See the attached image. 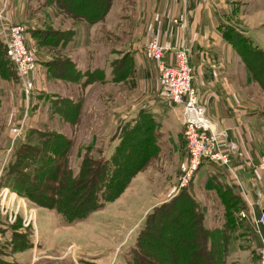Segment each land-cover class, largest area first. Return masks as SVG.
Listing matches in <instances>:
<instances>
[{
	"label": "rangeland",
	"instance_id": "obj_1",
	"mask_svg": "<svg viewBox=\"0 0 264 264\" xmlns=\"http://www.w3.org/2000/svg\"><path fill=\"white\" fill-rule=\"evenodd\" d=\"M51 3L50 0H28L23 18L14 23L26 31V44L36 59V69L29 99L16 70L0 80L1 182L13 159L15 142L24 140L31 130L67 137L72 142L70 165L76 173L88 155L108 158L120 142L118 136L124 125L136 119L140 111H148L149 104L144 102L150 97L148 90H157L160 78L156 68L153 69L154 85L147 88V84L139 82L137 59L132 53L138 39L136 0H112L105 18L94 25L67 17ZM238 14L240 23L242 14ZM37 30L43 34L39 39L33 35ZM257 36V32H251L253 45L264 49V39ZM128 54L133 60L134 73L121 75L115 81V72L120 74L121 68L126 67L124 58ZM75 72L80 74V80L67 78ZM247 82L244 95L260 116L262 125L264 71L254 70ZM143 105L147 107L139 111ZM158 124L155 134L159 153L118 200L86 220L64 225L55 212L38 207L26 198L37 210V237L34 238L32 230L30 233L37 241L35 248L41 250L40 254L63 255L68 251L69 260L76 257L80 264H125L131 259L137 236L156 208L149 209L155 203V192L165 193L157 207L172 200L185 165L177 163L169 152L162 125ZM258 127L261 129L260 124ZM263 134L261 131L260 136ZM206 221L210 229H215L221 228L226 219L206 216ZM250 233L241 228L240 248L230 254L227 264H258L257 248L248 238Z\"/></svg>",
	"mask_w": 264,
	"mask_h": 264
},
{
	"label": "crops",
	"instance_id": "obj_2",
	"mask_svg": "<svg viewBox=\"0 0 264 264\" xmlns=\"http://www.w3.org/2000/svg\"><path fill=\"white\" fill-rule=\"evenodd\" d=\"M2 3H7L6 19L13 24L23 18L28 8V0H2ZM135 8L138 39L132 53L137 59L139 82L147 84V88L154 85V68L160 78L157 90H148L151 100L144 101L148 107L143 105L138 110L148 108L162 125L169 152L177 163L186 164L188 151L183 108L170 101L156 64L145 56V46L151 38L158 37L165 48V61L169 64L175 62L180 48L187 47L191 52L193 87L199 93L208 117L224 134L231 148L230 168L204 161L192 182V190L206 216L224 217L218 188L222 185L234 188L246 204V220L258 238L254 243L258 248L261 238L256 232L255 222L264 211V134L260 136L261 131L264 133V124L261 125L260 116L244 95L243 88L248 85L246 66L224 38V27H234L249 38L252 31L257 32L256 38L264 39V0H136ZM240 12L242 20L239 23L237 17H240ZM162 159L167 161L169 158ZM155 194V203L149 209L163 202L165 193ZM55 214L59 222L62 221ZM15 226L0 219V264H45L46 261L49 264H80L76 257L69 260L68 251L63 255L40 254L30 230Z\"/></svg>",
	"mask_w": 264,
	"mask_h": 264
},
{
	"label": "trees",
	"instance_id": "obj_3",
	"mask_svg": "<svg viewBox=\"0 0 264 264\" xmlns=\"http://www.w3.org/2000/svg\"><path fill=\"white\" fill-rule=\"evenodd\" d=\"M50 2L67 17L94 25L105 18L112 0ZM33 35L39 39L43 34L37 30ZM224 38L242 59L248 77L254 70L264 71V49L254 46L250 38L234 27H224ZM124 63L122 74L114 71L115 81L121 75L126 77L134 73L129 54ZM14 70L0 38V80L10 77ZM67 78L78 81L81 76L75 72ZM138 114L124 125L112 155L100 159L86 156L78 173L70 165L72 142L67 137L56 132L29 131L24 140L15 142L14 156L5 169L2 187L38 207L55 211L64 225L86 220L118 200L159 153L155 134L158 121L147 110ZM218 194L226 219L221 228L208 227L205 210L196 199L191 184L148 215L131 251V259L125 264H227L230 254L240 248L241 228L249 230L250 242L256 243L258 238L253 228L240 217L247 209L243 199L230 186H219Z\"/></svg>",
	"mask_w": 264,
	"mask_h": 264
},
{
	"label": "built area",
	"instance_id": "obj_4",
	"mask_svg": "<svg viewBox=\"0 0 264 264\" xmlns=\"http://www.w3.org/2000/svg\"><path fill=\"white\" fill-rule=\"evenodd\" d=\"M6 6L7 3L3 4L0 0V38L23 82L26 96L29 99L34 86L32 74L36 69V59L26 44L25 29L6 19ZM145 56L156 64L163 88L170 101L183 108L188 161L184 165L178 186L173 193V196H176L182 189L192 184L204 161L207 160L229 169L231 148L224 134L215 128L214 123L208 117L205 106L200 102V95L193 87L190 50L187 47L180 48L176 52L175 62L169 64L165 61L164 46L158 37H153L145 46ZM30 205L32 204L26 198L1 186L0 171V219H4L9 225L20 224L23 230H32L35 238L37 237V210ZM240 217L243 220L247 219L246 211H242ZM255 224L256 232L261 238V245L257 248L258 264H264V231L262 229L264 228V211L260 213Z\"/></svg>",
	"mask_w": 264,
	"mask_h": 264
}]
</instances>
